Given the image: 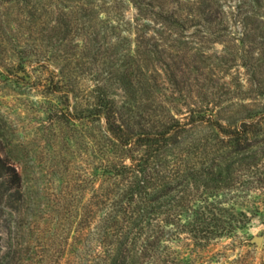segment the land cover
<instances>
[{"label": "rangeland", "instance_id": "obj_1", "mask_svg": "<svg viewBox=\"0 0 264 264\" xmlns=\"http://www.w3.org/2000/svg\"><path fill=\"white\" fill-rule=\"evenodd\" d=\"M98 98L133 134L186 125L175 151L208 140L188 165L229 151L191 120L245 127L235 183L212 200L244 224L195 254L183 234L166 245L193 264H264V0H0V264H84L108 161Z\"/></svg>", "mask_w": 264, "mask_h": 264}, {"label": "trees", "instance_id": "obj_2", "mask_svg": "<svg viewBox=\"0 0 264 264\" xmlns=\"http://www.w3.org/2000/svg\"><path fill=\"white\" fill-rule=\"evenodd\" d=\"M92 115L104 119L108 161L101 194L92 203V209L101 208V218L98 226L87 232L94 246L90 247L84 264H191L193 257L166 245L170 237L183 234L190 242L189 252L197 253L216 239L231 236L244 224L243 214L238 216L231 208L219 207L212 200L216 191L230 189L235 183L238 170L229 156L246 151L245 127L223 130L209 119L191 120L189 124L202 121L216 127L224 136L223 147L229 151L225 155L228 158L220 161L211 157L205 165L200 162L188 165L181 162L183 157L211 152L206 147L208 140L197 141L188 149L171 148L170 135L180 133L186 125L163 123L154 132L133 134L125 128L126 122L115 105L102 98H98ZM140 144L141 155H132L133 148ZM114 159L119 162H113ZM175 159L178 165L173 162ZM4 168L6 165L0 160V178ZM7 170L18 178L14 170L8 167ZM189 184H193L192 191L188 190ZM196 184L202 188L201 192L195 189ZM92 209L88 218L93 222L96 211ZM80 230H76L71 244L74 250L79 247ZM53 250L48 248L45 252ZM50 257L44 255L35 264H53ZM195 262L192 260V264Z\"/></svg>", "mask_w": 264, "mask_h": 264}, {"label": "water", "instance_id": "obj_3", "mask_svg": "<svg viewBox=\"0 0 264 264\" xmlns=\"http://www.w3.org/2000/svg\"><path fill=\"white\" fill-rule=\"evenodd\" d=\"M257 242L259 243V242H260V240L258 239V240H257Z\"/></svg>", "mask_w": 264, "mask_h": 264}]
</instances>
